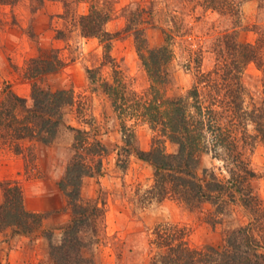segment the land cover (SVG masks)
I'll list each match as a JSON object with an SVG mask.
<instances>
[{
  "label": "rangeland",
  "instance_id": "obj_1",
  "mask_svg": "<svg viewBox=\"0 0 264 264\" xmlns=\"http://www.w3.org/2000/svg\"><path fill=\"white\" fill-rule=\"evenodd\" d=\"M94 1L111 11L104 27L113 36L109 40L82 33L80 18ZM130 24L133 29L127 30ZM135 30H142L148 48L164 45L165 32L174 33L170 83L161 91L167 98L185 96L195 86L200 69L208 72L216 66L218 44L226 33L236 31L241 43L264 40V0H246L238 19L195 8L187 0H0V99L9 89L32 103L34 83L51 92L72 90L76 99L74 106L65 108V123L52 144L36 145L33 154L19 155L0 146V201L1 182L10 180L22 187L29 210L46 215L43 229L31 236L13 234L11 229L0 233V264H55L51 244H60V228L72 218L68 198L59 186L75 155L77 132L70 128L90 131L108 149L102 173L85 179L82 189L83 200L97 201L104 213L99 236L84 250L93 264H150L159 252L151 241L160 224L185 228L193 248H223L229 232L249 223L240 204H231L226 213L218 214L220 222L214 223L212 218L218 215L210 203L190 210L173 200L143 202L154 184L155 170L135 154L121 151V123L102 88L104 82L120 77L138 93L150 89ZM35 59L50 62L52 71L33 80L28 72ZM244 82L250 94L247 103L252 98L263 103L264 69L251 63ZM128 124L135 129L137 146L149 150L156 133L141 122ZM177 151V144L167 143V152ZM251 162L258 174L254 186L264 199L263 143L254 148ZM206 169L227 176L224 162L211 153L201 159L200 173ZM50 230L51 240L46 235Z\"/></svg>",
  "mask_w": 264,
  "mask_h": 264
},
{
  "label": "trees",
  "instance_id": "obj_2",
  "mask_svg": "<svg viewBox=\"0 0 264 264\" xmlns=\"http://www.w3.org/2000/svg\"><path fill=\"white\" fill-rule=\"evenodd\" d=\"M243 1L246 0H187L195 8L233 19L241 15ZM80 19L85 37H113L104 29L111 11L99 6L98 1ZM126 29H133L132 25ZM181 31L179 27L177 32ZM135 33L152 83L150 89L138 93L120 77L104 82L102 88L121 123V151L135 154L155 170L154 184L145 192L143 202L173 200L190 210L210 203L217 215L226 213L231 204H240L250 219L247 225L229 232L223 248H193L185 228L160 224L151 241L159 252L150 264H264V199L254 186L258 174L251 162L256 145L264 144V101L252 98L253 102L248 104L250 94L244 82L245 69L251 63L264 69V40L257 44L241 43L236 31L226 33L218 44L220 57L214 69H200L197 82L187 95L167 98L161 88L170 83L168 65L174 59V33L165 32V44L156 48H148L142 30ZM49 64L33 60L29 78L36 80L50 73ZM75 100L72 90L51 92L37 83L33 84L32 103L8 89L0 99V146H8L19 155L27 151L33 154L36 145L52 144L65 123V108L74 106ZM132 120L149 125L156 133L149 150L137 146L135 129L128 124ZM70 129L77 132L75 155L59 186L68 198L72 218L60 228L62 240L60 244H51L50 253L55 264H93L84 250L99 236L98 223L104 213L97 201L83 200L82 189L85 179L102 173L108 149L90 131ZM168 142L177 144L176 153L167 152ZM206 153L224 162L226 177L209 169L200 173L201 159ZM1 186L0 233L11 229L13 234L31 236L42 230L46 215L26 207L22 187L10 180L1 182ZM219 215L213 216L214 223L220 222ZM53 234V230L46 232L49 240Z\"/></svg>",
  "mask_w": 264,
  "mask_h": 264
}]
</instances>
